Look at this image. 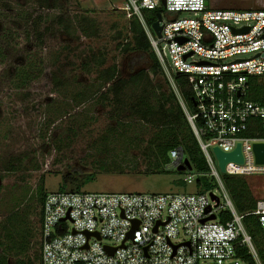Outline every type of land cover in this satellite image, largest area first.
I'll list each match as a JSON object with an SVG mask.
<instances>
[{"label":"built area","instance_id":"obj_1","mask_svg":"<svg viewBox=\"0 0 264 264\" xmlns=\"http://www.w3.org/2000/svg\"><path fill=\"white\" fill-rule=\"evenodd\" d=\"M129 2L123 8L142 24L215 186L192 193L47 192L40 225L42 264H247L237 256L240 248L252 264H264L242 221L255 216L264 239V201L249 213H237L211 152L217 147L227 153L239 143L243 163L227 164L225 174L264 173L252 153V144L264 138L246 136L255 121L264 130V106L245 99L247 78L264 75V9H217L211 0ZM160 8L156 36L145 27L141 11ZM164 13L190 17L164 19ZM177 75L187 79L193 113L181 98ZM181 154L171 149L166 167L176 170ZM185 172L183 183L194 186L197 174ZM222 212L229 215L225 221L218 217ZM211 214L215 219L201 221ZM84 232L92 235L86 239Z\"/></svg>","mask_w":264,"mask_h":264},{"label":"trees","instance_id":"obj_2","mask_svg":"<svg viewBox=\"0 0 264 264\" xmlns=\"http://www.w3.org/2000/svg\"><path fill=\"white\" fill-rule=\"evenodd\" d=\"M160 11L161 8L142 10L144 23L150 27ZM3 15L0 26V101L10 97L11 103L1 101L0 117L7 115L10 117L5 119L8 122L11 116L18 118L19 122L11 127L13 132L30 121V129L37 133L42 146L48 141V146L56 154L54 161L64 164V172L60 173L63 187L58 191H80L82 185L93 181L99 174L165 173V166L169 163L168 153L173 148L180 150L189 161L192 172L197 174L193 186L195 190L205 192L214 188L215 183L208 175L209 169L196 138L136 16L128 22L130 40L120 39L116 46L117 54L128 56L129 72L126 77L119 74L115 63L107 65L105 54L100 51L89 57L92 59L87 70V62L80 63L81 69L94 73L93 80L101 82L93 90L95 84L77 88L75 83L69 86L64 80L63 69L67 66H70L71 72L77 69L76 64L70 62L74 56L70 54L69 45L60 46L58 52L49 57L50 60L42 57L50 28L47 25L42 27L47 17L41 10L32 8L27 12ZM55 18L56 24L61 25L60 21L58 23L60 18ZM81 19L88 21L90 26H77L76 30L84 37H96L98 30L94 19L83 16ZM62 50L63 53H60ZM12 52L18 54L15 61H12ZM46 71L50 75L52 91L58 97L39 101L34 98L35 84L42 80ZM260 79H264V75L247 78L245 99L264 106V82H259ZM175 82L188 112H195L186 77L177 75ZM86 103L88 105L84 106ZM51 132L61 133L55 135ZM246 136L264 138V130L258 121L250 126ZM80 138L93 149V154L79 159V163H70L67 153L72 154V144ZM111 145L114 149L118 148L116 151L121 153V157L128 156L130 151H138L143 159L131 168L120 166L122 162L118 164L101 157V151ZM38 150L32 148L2 159V169L8 173L40 170L41 164L36 160ZM26 160L28 163L24 168ZM87 166L90 170H86ZM220 177L236 212L245 214L253 211L256 201L250 196L245 181L228 174H220ZM20 179L27 180L25 177ZM38 179L40 183L36 188V204L30 222L17 212L0 218V264H42L40 225L47 191L43 188L45 177L40 175ZM77 180H81L80 184L74 188L68 186L75 181L77 183ZM218 217L220 221H225L229 215L222 212ZM242 221L260 258L264 260V239L255 216L247 215ZM237 256L252 264L245 248L238 249Z\"/></svg>","mask_w":264,"mask_h":264},{"label":"rangeland","instance_id":"obj_3","mask_svg":"<svg viewBox=\"0 0 264 264\" xmlns=\"http://www.w3.org/2000/svg\"><path fill=\"white\" fill-rule=\"evenodd\" d=\"M212 6L217 9H234V10H262L264 9V0H211ZM130 4L129 0H0V26L1 15L6 16L8 13L17 14L27 12L32 8H38L47 17L46 23L43 26L50 28L46 36L45 48L42 50V57L50 60L53 54L60 49V46L67 44L71 48L70 54L74 57L70 62H74L77 66L75 72H71L70 66L61 71L64 75V80L67 84L75 83L77 88L87 86V84H95L98 88L100 81L92 79L93 74L84 71L80 68V63L87 62L90 67L89 57L100 51L105 54L106 63H115L118 67L119 74L123 77L128 75V56L117 54L116 46L120 39L130 40L128 33V22L133 18L123 7ZM41 8V9H40ZM52 8V9H50ZM92 18L97 26L98 35L96 37H84L77 30V26L89 27V23L81 17ZM60 18L61 25L56 24V18ZM182 17H190L188 13H164V19H176ZM6 19L4 20V22ZM19 24V23H18ZM145 25V24H144ZM147 28L148 26L145 25ZM21 30H19V33ZM89 50H93L89 52ZM64 50L60 51L63 53ZM13 60L18 59V54L12 52ZM47 56V57H46ZM89 59V60H88ZM69 60V59H68ZM11 61V62H12ZM136 69V68H135ZM137 70V69H136ZM49 72L43 74L42 80L36 82L34 90V98L39 101L50 100V98L58 97L55 91H52ZM264 82V79L258 80ZM127 96H131L128 93ZM17 97V96H16ZM16 99V98H15ZM2 101V99H1ZM4 102L11 103V98L4 99ZM15 105H18L15 103ZM88 103L84 104L87 106ZM19 106V105H18ZM3 107V106H2ZM82 107V106H81ZM80 107V108H81ZM42 110V109H41ZM92 110V109H91ZM12 119L8 122L5 119H10L7 115L0 121V166L2 167V159L9 156H17L18 154L29 151L32 148H37L38 154L36 160L41 164L38 171H18L16 173L3 172L4 185L0 190V218L17 212L21 217H25L30 222L36 204V188L39 186V176L45 177L43 188L47 192H56L63 187V179L60 173L64 172V164L54 161L55 152L51 146H48L46 141L43 146L37 139L36 132L30 129V121L20 127V130L12 131L14 124L18 118L11 116ZM21 120V117H20ZM8 122V123H7ZM10 126V127H9ZM12 132H9L8 130ZM58 135L61 132H51ZM85 140V138H84ZM72 154L67 153L70 163H79V159L88 157L93 154V149L87 146L83 139L77 140L72 144ZM118 148L114 149L113 145L101 151V157L111 159L116 163H121L120 166L131 168L136 163L142 161L143 157L140 153L129 152V155L122 156ZM106 150V151H105ZM82 160V159H81ZM88 160V158H87ZM27 160L24 163V168L27 167ZM90 170V166L86 167ZM165 173L160 174H137L127 172L123 174H99L93 181L84 184L80 187L82 192H115V193H192L195 191L192 185H185L182 181L185 171H177L174 168L165 166ZM56 172V173H55ZM241 177L250 192V196L258 202L264 201V173L251 175H234ZM25 177L23 181L20 178ZM71 183L69 187H75L80 184ZM27 212V213H26ZM26 214H30L27 216ZM262 241V240H261ZM264 243V242H262Z\"/></svg>","mask_w":264,"mask_h":264},{"label":"water","instance_id":"obj_4","mask_svg":"<svg viewBox=\"0 0 264 264\" xmlns=\"http://www.w3.org/2000/svg\"><path fill=\"white\" fill-rule=\"evenodd\" d=\"M160 22V13L156 14V20L151 24V29L155 33L156 36L160 35L161 26L159 25ZM193 102V101H192ZM213 157L216 161L217 169L220 174H225V166L229 163L233 164H242L243 163V154L241 152L240 144H236L235 148L230 152H222L219 148L213 147L211 149ZM252 153L254 158V163L257 165H264V142H255L252 144ZM182 156V154H181ZM192 168L190 166L189 161L186 158H182V164L177 166V171H190ZM210 197L218 203L217 197L212 194H209ZM208 211V209L206 210ZM215 216L213 214L209 215L208 217L202 219L201 221L213 220ZM86 239L92 235L90 233L84 232ZM130 235V234H129ZM86 246V245H85ZM106 251L110 253L109 248L105 247Z\"/></svg>","mask_w":264,"mask_h":264},{"label":"flooded vegetation","instance_id":"obj_5","mask_svg":"<svg viewBox=\"0 0 264 264\" xmlns=\"http://www.w3.org/2000/svg\"><path fill=\"white\" fill-rule=\"evenodd\" d=\"M4 171H5V170H3L2 167L0 166V190L2 189V187H3V185H4V183H3V181H4V177H3V175H2V173H3ZM0 253H1V249H0Z\"/></svg>","mask_w":264,"mask_h":264}]
</instances>
